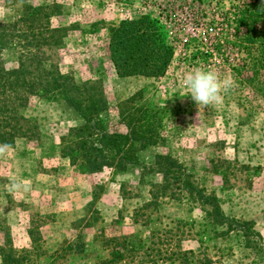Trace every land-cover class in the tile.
<instances>
[{
    "label": "rangeland",
    "instance_id": "obj_1",
    "mask_svg": "<svg viewBox=\"0 0 264 264\" xmlns=\"http://www.w3.org/2000/svg\"><path fill=\"white\" fill-rule=\"evenodd\" d=\"M23 2L59 7L49 25L68 30L61 45L46 55L60 73L76 83L95 82L109 106L139 94L138 104L163 108L165 142L128 152L136 164L123 173L103 169L93 175L81 174L59 150L67 130L81 126L82 120L60 99L29 97L21 114L36 125L37 135L32 140L16 139L14 150L0 157V247L14 255L24 251L19 255H27L25 264H99L107 259L111 239H125L139 250L148 245L152 233L172 227L174 221L197 220L200 211L194 206L169 199L148 205L150 186L160 177L140 175L137 164L151 163L154 154H169L206 194L219 200L225 216L250 223L261 238L255 251L234 246L232 258L215 264H264V88L261 94H253L231 72L244 58V50L237 45L217 46L210 53L206 44L198 49L199 56L185 48L188 43L201 45L206 22L216 9L226 10L230 0ZM21 5L20 0H0V23L20 15ZM142 15L157 18L167 29L172 58L161 77L117 78L108 61L105 31L90 33L88 26ZM225 30L227 37L231 35L229 43L233 42L237 32ZM0 59L4 68L16 66L13 49L2 50ZM195 67L213 69L222 80L234 82L219 103L197 105L192 100L183 78ZM106 126L108 132L125 134L123 127L110 121ZM12 181L23 183L27 190L10 194L5 186ZM3 234L9 237L7 244ZM179 246L183 251H198L194 237H185ZM142 256L140 250L134 253L133 263L169 264L150 263Z\"/></svg>",
    "mask_w": 264,
    "mask_h": 264
},
{
    "label": "trees",
    "instance_id": "obj_2",
    "mask_svg": "<svg viewBox=\"0 0 264 264\" xmlns=\"http://www.w3.org/2000/svg\"><path fill=\"white\" fill-rule=\"evenodd\" d=\"M58 8L54 4L34 6L23 2L20 15L11 22L0 23V52L7 48L16 52L13 68H4L0 59V144L14 145L18 138L32 140L37 135L36 125L21 114L29 97L49 101L57 98L82 120L81 126L67 130L60 155L81 174L93 175L103 169L123 173L130 164H136L128 157V152L164 144L161 130L165 110L153 103L138 104L139 94L109 106L95 82L76 83L71 76L60 73L46 55L51 48L61 45L68 30L49 25V18L58 14ZM232 22L237 34L229 43L231 35L226 36L225 28L233 30L229 27ZM99 29L105 31L108 61L117 78L164 75L172 58V47L168 45L167 29L157 18L142 15L118 23L94 22L89 24L87 32L95 33ZM203 30L201 45L188 43L185 48L193 49V56H199L198 49L206 44L210 46V53L217 46L237 45L244 50V58L242 65L231 72H235L241 86L245 85L255 92L253 94H261L264 88V0H230L226 10L213 12ZM109 121L123 127L125 134L108 132L106 124ZM137 166L141 169L140 175L160 177L157 184L150 186L148 205L156 206L159 199H169L200 211L197 220H176L172 227L152 233L148 245L139 246L145 261L215 264L224 257L232 258L234 246L250 252L260 246L261 238L250 223L225 216L219 200L213 194H206L169 154H154L151 163H138ZM3 237L7 244L8 235L3 234ZM185 237L195 238L196 253L180 249ZM111 241L108 242L107 259L99 264H136L133 255L139 250L125 239ZM19 254L0 247V262L25 264L27 255Z\"/></svg>",
    "mask_w": 264,
    "mask_h": 264
},
{
    "label": "clouds",
    "instance_id": "obj_3",
    "mask_svg": "<svg viewBox=\"0 0 264 264\" xmlns=\"http://www.w3.org/2000/svg\"><path fill=\"white\" fill-rule=\"evenodd\" d=\"M21 4L23 0H20ZM184 83L190 92V96L197 105H209L219 103L223 94L233 86L234 82L230 79L222 80L213 69L195 67L184 74ZM12 143L0 144V157L13 151ZM10 194H17L22 189L27 190L23 183L12 181L5 186Z\"/></svg>",
    "mask_w": 264,
    "mask_h": 264
},
{
    "label": "built area",
    "instance_id": "obj_4",
    "mask_svg": "<svg viewBox=\"0 0 264 264\" xmlns=\"http://www.w3.org/2000/svg\"><path fill=\"white\" fill-rule=\"evenodd\" d=\"M204 29V28H203ZM204 31V30H203Z\"/></svg>",
    "mask_w": 264,
    "mask_h": 264
}]
</instances>
